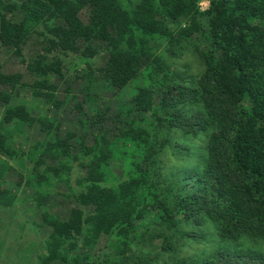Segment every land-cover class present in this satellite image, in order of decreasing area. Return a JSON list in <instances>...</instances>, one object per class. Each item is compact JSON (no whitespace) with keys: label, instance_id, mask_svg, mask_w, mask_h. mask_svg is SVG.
<instances>
[{"label":"trees","instance_id":"obj_1","mask_svg":"<svg viewBox=\"0 0 264 264\" xmlns=\"http://www.w3.org/2000/svg\"><path fill=\"white\" fill-rule=\"evenodd\" d=\"M198 1L0 0L2 46L21 56L33 33L43 37L44 52L25 63L33 76L28 84L33 95L46 104L60 108L63 103L53 81L63 76L58 54L89 60L100 43L107 56L96 70L106 88L134 84L132 111L120 108L115 115L124 126L112 137L100 133L107 116L95 109L91 124L98 133L86 145L84 135H63L56 118L34 115L25 102H13V91L24 85L22 74L0 69V86L9 88L0 89V155L22 164L15 130L37 125L44 134L28 156L44 165L27 178L35 205L48 201L54 177L70 171L58 159L87 160L74 193L80 206L63 219L41 213L51 232L38 264H98L92 253L102 236L108 264H264V0H209L205 10ZM85 7L90 8L87 22L80 17ZM194 34L206 38L207 45L198 52L202 72L188 80L166 58ZM159 41L165 51L159 50ZM74 107L84 114L79 102ZM175 130L186 137L206 136L198 164L180 172L167 169L164 159L167 150H190L175 141ZM47 158L57 162L48 164ZM111 159L121 163L124 174L118 177L111 170ZM11 167L0 162L2 207L16 198L2 186ZM146 221L156 226L144 227ZM205 223L218 236L213 249L182 257L173 253L180 237L205 239ZM157 237L163 238L157 249L170 252L171 260L160 262V251L152 248L153 257L145 250L144 240L151 246ZM242 237L257 240L260 247L224 243Z\"/></svg>","mask_w":264,"mask_h":264},{"label":"rangeland","instance_id":"obj_2","mask_svg":"<svg viewBox=\"0 0 264 264\" xmlns=\"http://www.w3.org/2000/svg\"><path fill=\"white\" fill-rule=\"evenodd\" d=\"M7 1L11 2L13 0ZM208 5L209 0L198 1L200 10H205ZM5 13L14 19L18 18L14 11ZM89 14L90 8L85 7L81 10L80 17L84 22H87ZM200 20L206 26V18L200 17ZM42 40L41 35L33 33L24 45L21 56L13 54L11 50L0 44V69L5 73H21L22 82L24 83V85L13 91L12 101L25 102L34 115H48L56 118L63 135L67 132H73L75 138L84 135L86 145H91L94 142V135L98 133L97 128L91 124L95 109L104 114L106 113L107 116V119L100 124L99 132L106 133L109 137L117 134L118 130L124 126V122H121L118 115L116 117L115 115L120 108L132 111L134 105L129 97L134 84L123 90L112 89L106 88V85L99 79V72L96 69L104 64L107 56L104 45L100 43L98 54L89 60L82 59L79 55L73 53L68 55L58 54L62 60L63 76L54 77L53 81L58 86L57 95L63 103L60 108H55L34 96L30 85H28L33 81V76L28 71L25 62L32 61L38 54L44 52ZM206 45V38L200 34H194L190 42L176 46V54L166 59L171 58L173 60V66L185 76V79L193 80L192 78L195 79L203 70V63L198 52L200 49H204ZM159 50L165 51L164 43H160ZM90 67L94 71H90ZM0 89L9 91L6 86H0ZM91 97L94 98L92 105L89 102ZM76 102L82 105V109L85 111L83 115H80L74 107ZM125 115V113H121V117L128 120L129 117ZM132 115H135V113L132 112L130 116ZM1 116L2 105L0 104V118ZM138 116L139 114H136V118ZM173 135L175 141L187 146L190 150L184 149L179 153L167 150L164 155L166 168L180 172L179 170L185 167L197 165L199 155L204 151L206 144L205 134L202 133L197 137H186L180 131L175 130ZM13 139L16 149L23 153V161L21 164V160L9 159L0 155V162L7 161L12 166L4 174L2 186L16 196L13 205L9 207L0 206V264H38L39 257L45 251L46 242L51 232V227L43 223L41 213L47 210L57 218L63 219L68 216L71 208L80 206L75 200L74 193L80 189L76 180L85 175L86 168L83 164L87 160L74 159L73 157L58 159L69 165L71 169L69 172L62 173L61 177L53 178L54 185L50 187L48 201L38 207L34 201V187L27 181V178L33 172L34 167L42 172L44 165L38 166L35 161L37 157L34 160V158H28V156L33 153L36 142L44 139V134L37 125L24 126L19 132L15 130ZM78 151V148L73 149L74 154ZM47 162L53 164L57 160L47 158ZM110 168L118 177L124 174L121 163L115 162L113 159L110 160ZM110 182L112 180L109 181V184ZM153 226L156 225L146 221L144 227L151 228ZM201 228L206 233L205 239L192 240L178 235L177 237H180V240H175L176 245L173 253L182 257L209 252L213 249L218 242L215 230L209 223H205ZM186 229L199 231L200 227L189 226ZM105 240L106 237L102 236L92 253L98 264H108L111 261V258L105 254ZM162 240L163 238L157 237L152 240L153 244L150 246L151 241L145 239V250L151 252V255L155 257L154 254L157 253L152 248L157 249ZM224 243L227 245L241 244L243 246L260 247L257 240L246 237H242L235 242L228 241ZM139 246L136 245L133 250H136ZM157 250L162 253L159 257L160 262L171 260L168 256L170 252H162L159 248Z\"/></svg>","mask_w":264,"mask_h":264}]
</instances>
